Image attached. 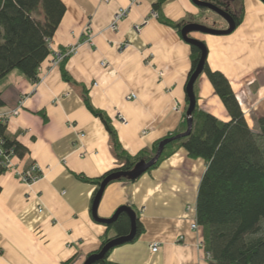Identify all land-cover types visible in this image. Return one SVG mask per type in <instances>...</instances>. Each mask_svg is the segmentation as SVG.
I'll return each mask as SVG.
<instances>
[{
	"label": "crops",
	"instance_id": "0c3cea01",
	"mask_svg": "<svg viewBox=\"0 0 264 264\" xmlns=\"http://www.w3.org/2000/svg\"><path fill=\"white\" fill-rule=\"evenodd\" d=\"M62 1L65 14L49 42L51 54L39 68L38 81L33 83L18 70L0 81V112L24 100L19 115L4 131L25 149L14 163L20 169L35 163L43 175L41 181L25 185L11 173L0 174V264H83L100 248L106 227L91 216L96 187L77 175L96 179L119 164L103 123L85 106L83 90L89 104L110 119L127 154L150 151L183 125L184 89L191 67L189 45L161 21L190 24L210 18L191 0L165 1L160 19L153 17L157 0ZM227 2L236 12L243 7V19L230 36L210 39L207 65L227 77L256 131V121L264 116V81L258 76L264 72V4ZM119 9H128V14L111 30ZM136 25H143L138 33ZM87 26L93 35L90 43L84 42ZM193 38L207 42L202 35ZM76 45L74 55L52 67L57 53ZM62 69L70 82L62 79ZM195 91L199 110L228 120L205 75L195 82ZM205 170L203 160L191 159L179 149L136 181L109 184L97 216L109 219L119 207L127 206L143 228L133 242L115 248L110 261L209 264L199 247L201 229H190L196 222L197 192ZM154 244L157 252L151 251Z\"/></svg>",
	"mask_w": 264,
	"mask_h": 264
},
{
	"label": "trees",
	"instance_id": "16d2710c",
	"mask_svg": "<svg viewBox=\"0 0 264 264\" xmlns=\"http://www.w3.org/2000/svg\"><path fill=\"white\" fill-rule=\"evenodd\" d=\"M165 1L167 0H157L153 5V13H156L158 19L160 7ZM203 1L230 13L236 27L241 24L243 7L236 12L228 5L227 0ZM65 9L62 0H0V81L13 70L20 71L33 83L38 81V69L51 54L49 42L65 14ZM161 22L175 28L178 33L187 24L183 21L176 24ZM189 47L191 67L188 79L200 57V51L196 47ZM203 72L221 101L228 120L221 121L198 109L194 85L196 106L192 113L190 134L167 144L146 174L179 149L185 150L191 159L203 160L206 170L197 192L196 223L202 231L203 250L208 256L209 264H264V116L256 121L257 130L253 131L227 77L220 71L211 70L207 61ZM62 79L70 82L63 69ZM83 96L86 108L101 120L110 135L113 152L119 164L96 179L77 175L80 181L95 186L97 191L100 183L110 174L127 172L140 161H150L163 139L156 142L150 151H140L137 155L130 156L122 149L110 119L89 104L84 90ZM185 102L187 105L186 98ZM2 106L0 93V108ZM5 127L0 131L4 134L6 146L13 147L16 156L23 155L25 149L5 135ZM186 128L185 116L181 129L166 138L184 133ZM117 181L128 180L122 178ZM104 226L106 233L100 248L90 253L86 259L98 254L113 239L127 236L130 220L125 213H121L112 224ZM110 231L113 232L112 237L108 236ZM142 232L143 228L137 218L135 239ZM117 247L110 249L94 264H116L110 261L109 256Z\"/></svg>",
	"mask_w": 264,
	"mask_h": 264
},
{
	"label": "water",
	"instance_id": "95a60500",
	"mask_svg": "<svg viewBox=\"0 0 264 264\" xmlns=\"http://www.w3.org/2000/svg\"><path fill=\"white\" fill-rule=\"evenodd\" d=\"M193 2L194 5H196L199 8H204L206 10H209L215 14H217L219 17H221L226 23H227V28L224 30H212L209 28H206L202 25L196 24V23H190V24H186L180 31V35L182 40L189 46H194L196 47L199 51H200V57L197 63V66L195 68V70L193 71V73L191 74V76L189 77V79L186 82L185 85V96L187 99V109H186V124H187V128L186 131L184 133L178 134L176 136L170 137V138H165L162 141H160V143L158 144L157 147V151L154 155V157L148 161V162H144V161H140L138 162L130 171L127 172H115L110 174L109 176H107L99 185L94 197H93V201L91 204V216L92 219L99 224L102 225H109L112 224L117 217L119 216V214L121 213H125L129 220H130V231L128 233L127 236L124 237H119V238H115L113 239L111 242H109L108 244H106L102 250L95 255H92L90 257H88L87 259H85L83 264H94L97 261L101 260L105 254L112 248L117 247V246H121L127 243H130L131 241H133L135 239L136 236V214L135 212L127 206H122L119 207L115 213L113 214V216L109 219H100L97 216V209L99 206V203L101 201V198L103 196V193L106 189V187L109 185V183L113 182V181H117L119 179H127L128 181H136L137 179H139L143 174H145L155 163L156 161L159 159V157L161 156L164 147L175 141V140H179L181 138H184L186 136H188L191 132L192 129V113L195 110V106H196V97L194 94V85L195 82L197 81V79L201 76V74L203 73V69H204V65L205 62L207 61V47L206 45L201 42L198 39L195 38H191L189 37V35H191L192 33H200V34H205V35H211V36H226V35H230L235 29H236V25L234 22V19L232 17V15L206 1L203 0H191ZM263 4H264V0H260Z\"/></svg>",
	"mask_w": 264,
	"mask_h": 264
},
{
	"label": "built area",
	"instance_id": "2783aa9c",
	"mask_svg": "<svg viewBox=\"0 0 264 264\" xmlns=\"http://www.w3.org/2000/svg\"><path fill=\"white\" fill-rule=\"evenodd\" d=\"M104 3H109L111 0H101ZM128 14V9H119L117 13L114 15V18L111 22L110 29L115 30L117 23L121 20H123ZM153 17L157 18L156 13H153ZM143 25H136L134 26V31L136 33L140 32ZM84 34V42H92L93 35L90 30V27L87 26L83 32ZM79 45H76L74 47L67 48L63 50L62 52H59L55 55V60L53 61L52 67H55L59 65L64 59L70 57L71 55H74L76 53L77 47ZM102 67H105V64H101ZM39 72V69H38ZM96 86V84H94ZM131 99H135V96L131 95ZM23 101L20 100L18 104L9 110H4L0 112V129L2 127H5L10 120L16 118L19 115V112L21 111L23 107ZM118 119L120 121L124 122V119L119 115ZM16 157V154L14 152L13 147H7L4 134L0 131V170L2 173H11L20 183H23L25 185H31L35 184L43 179V175L41 172L40 167L32 163L25 169H20L17 164L14 163V158ZM39 213L42 212L41 209L38 210ZM190 229L193 231L198 230L197 223L194 222L191 224ZM199 247L203 248V245L200 244ZM158 245L154 244L151 248L152 252H157ZM208 258V256L206 255Z\"/></svg>",
	"mask_w": 264,
	"mask_h": 264
},
{
	"label": "rangeland",
	"instance_id": "374dc122",
	"mask_svg": "<svg viewBox=\"0 0 264 264\" xmlns=\"http://www.w3.org/2000/svg\"><path fill=\"white\" fill-rule=\"evenodd\" d=\"M203 12L204 13H207L208 15H210V18H209V20L207 21V22H203V20L202 19H200V20H198L199 21V23H196V24H199V25H202V26H204V27H206V28H209V29H212V30H222V28L224 27V26H227V23L221 18V17H219L217 14H215V13H213V12H211V11H209V10H203ZM192 35H193V37H200L201 35H202V37L203 38H205L206 39V43H204L205 45H206V47H207V49L209 48V44H208V42L210 41V39H212V41L213 40H215V39H221V38H225V37H228V36H230V35H227V36H211V35H205V34H200V33H192L191 35H190V37H192ZM192 37V38H193ZM202 75H205L204 74V72L201 74V76ZM263 81H264V72L263 73H259V75H258ZM187 107V106H186ZM254 121V120H253ZM249 125H250V127H251V123H249ZM5 174V173H4Z\"/></svg>",
	"mask_w": 264,
	"mask_h": 264
},
{
	"label": "flooded vegetation",
	"instance_id": "af4514ba",
	"mask_svg": "<svg viewBox=\"0 0 264 264\" xmlns=\"http://www.w3.org/2000/svg\"><path fill=\"white\" fill-rule=\"evenodd\" d=\"M189 37H190V35H189ZM192 38V37H191Z\"/></svg>",
	"mask_w": 264,
	"mask_h": 264
}]
</instances>
